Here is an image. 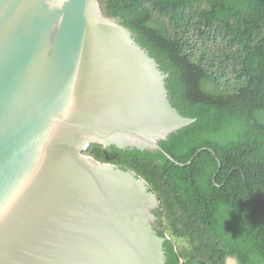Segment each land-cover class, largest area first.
I'll return each instance as SVG.
<instances>
[{"label": "water", "instance_id": "obj_1", "mask_svg": "<svg viewBox=\"0 0 264 264\" xmlns=\"http://www.w3.org/2000/svg\"><path fill=\"white\" fill-rule=\"evenodd\" d=\"M167 77L99 0H0V264H166L157 196L84 153L185 166L160 147L194 121Z\"/></svg>", "mask_w": 264, "mask_h": 264}, {"label": "trees", "instance_id": "obj_2", "mask_svg": "<svg viewBox=\"0 0 264 264\" xmlns=\"http://www.w3.org/2000/svg\"><path fill=\"white\" fill-rule=\"evenodd\" d=\"M99 4L168 74L169 102L194 121L160 142L185 166L96 144L84 154L157 196L166 264H264V0Z\"/></svg>", "mask_w": 264, "mask_h": 264}, {"label": "flooded vegetation", "instance_id": "obj_3", "mask_svg": "<svg viewBox=\"0 0 264 264\" xmlns=\"http://www.w3.org/2000/svg\"><path fill=\"white\" fill-rule=\"evenodd\" d=\"M155 209H156V208H155ZM155 209H154V211H155ZM154 211H153V212H154ZM153 214H154V213H153ZM154 216H155V215H154ZM155 218H156V221H155V224H156V223H157V217L155 216ZM155 224H154V225H155Z\"/></svg>", "mask_w": 264, "mask_h": 264}, {"label": "rangeland", "instance_id": "obj_4", "mask_svg": "<svg viewBox=\"0 0 264 264\" xmlns=\"http://www.w3.org/2000/svg\"><path fill=\"white\" fill-rule=\"evenodd\" d=\"M228 264H233V261H232V260H229V261H228Z\"/></svg>", "mask_w": 264, "mask_h": 264}]
</instances>
